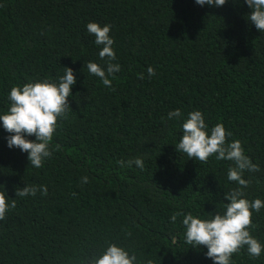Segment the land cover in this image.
Masks as SVG:
<instances>
[{
  "label": "trees",
  "instance_id": "obj_1",
  "mask_svg": "<svg viewBox=\"0 0 264 264\" xmlns=\"http://www.w3.org/2000/svg\"><path fill=\"white\" fill-rule=\"evenodd\" d=\"M249 12L244 0L219 8L195 0H0V111L13 86L56 80L64 67L77 76L50 142L58 150L43 167L9 149L0 128V191L16 205L0 221V264H86L108 243L128 248L138 264H212L205 247L184 242L182 214L222 207L237 187L227 180L232 162L177 152L182 121L167 114L199 109L209 128L223 123L228 141L239 140L259 166L244 174L246 197L264 199V33ZM89 22L112 25L121 71L111 87L88 73V61H107ZM134 157L143 169L118 163ZM25 184L48 192L16 196ZM252 221L264 243V209ZM232 259L264 264V254L246 249Z\"/></svg>",
  "mask_w": 264,
  "mask_h": 264
},
{
  "label": "clouds",
  "instance_id": "obj_2",
  "mask_svg": "<svg viewBox=\"0 0 264 264\" xmlns=\"http://www.w3.org/2000/svg\"><path fill=\"white\" fill-rule=\"evenodd\" d=\"M227 2L195 0L201 7L215 8ZM244 3L250 9L248 22L260 33H264V0H244ZM111 29L112 25L107 23L89 22L86 25L87 33L95 38L93 42L99 48L100 60L107 57L105 64L88 61L86 67L88 73L98 77L105 87H111L115 74L121 71V65L113 63L117 56L113 48L115 41L110 35ZM147 72L149 77L156 74L151 66ZM140 78L143 79L142 74ZM76 83L74 70L64 67V74L56 80L35 79L13 86L7 93L9 105L6 111H0V128L9 133L5 138L6 145L9 149L18 148L22 153H27L29 164L34 168L43 167L45 161L52 157L53 147L58 150L59 146L50 147V142L56 132L58 118H62L71 109L68 99ZM167 120L182 121V135L175 144L177 152L200 162H207L213 156L217 161H231L227 168V180L237 185L224 193L222 207L210 212V215L200 216L192 212L182 214L184 242L193 248L205 247V255L211 259L212 264H234L233 255L239 254L242 249H246L250 257L260 258L264 254V243L252 235L250 228L253 226V214L264 209V199L256 197L250 200L244 192L250 183L244 178L245 172L259 171V166L245 155L239 140L228 141L232 133L226 130L223 123L218 122L209 128L201 110L190 111L184 116L177 108L168 112ZM118 163L121 167L125 163L128 167H144L142 157ZM88 179L85 175L81 181L87 184ZM37 192L46 195L48 188L46 185L25 184L23 188L16 189V196H35ZM15 206V199L9 198L6 190L0 191V221ZM178 215L181 213L170 217L172 223L176 222ZM86 264H138V260L136 254L128 248L118 243H108L99 254L88 258Z\"/></svg>",
  "mask_w": 264,
  "mask_h": 264
}]
</instances>
